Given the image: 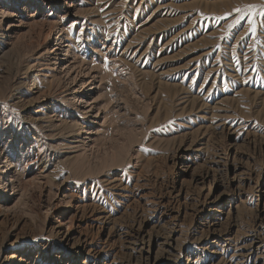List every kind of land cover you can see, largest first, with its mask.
<instances>
[{
    "label": "rangeland",
    "instance_id": "rangeland-1",
    "mask_svg": "<svg viewBox=\"0 0 264 264\" xmlns=\"http://www.w3.org/2000/svg\"><path fill=\"white\" fill-rule=\"evenodd\" d=\"M248 4L0 0V264H264Z\"/></svg>",
    "mask_w": 264,
    "mask_h": 264
},
{
    "label": "snow or ice",
    "instance_id": "snow-or-ice-1",
    "mask_svg": "<svg viewBox=\"0 0 264 264\" xmlns=\"http://www.w3.org/2000/svg\"><path fill=\"white\" fill-rule=\"evenodd\" d=\"M256 8L264 9V4H259V5L258 4H248V5H244L243 7H236L234 9V11L237 13H240V12L244 11L245 9L248 11V15L250 17L249 23L251 25L249 30L252 32L256 31V22L254 19L251 18L252 16H254L255 13L253 12V10ZM260 15L264 16V11H261ZM243 18H244L243 16L239 17L236 21H234V23L239 24L240 20ZM229 27H232V25H229Z\"/></svg>",
    "mask_w": 264,
    "mask_h": 264
},
{
    "label": "bare ground",
    "instance_id": "bare-ground-1",
    "mask_svg": "<svg viewBox=\"0 0 264 264\" xmlns=\"http://www.w3.org/2000/svg\"><path fill=\"white\" fill-rule=\"evenodd\" d=\"M9 171H7V173H8ZM262 240V239H261ZM255 241H257V240H255ZM155 262V261H154ZM30 264H32V262H30ZM148 264V263H147Z\"/></svg>",
    "mask_w": 264,
    "mask_h": 264
}]
</instances>
